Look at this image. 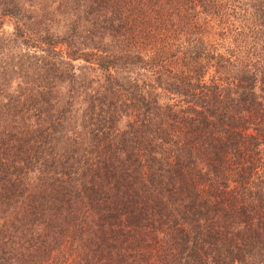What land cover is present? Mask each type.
Segmentation results:
<instances>
[{
	"label": "trees",
	"instance_id": "trees-1",
	"mask_svg": "<svg viewBox=\"0 0 264 264\" xmlns=\"http://www.w3.org/2000/svg\"><path fill=\"white\" fill-rule=\"evenodd\" d=\"M0 264H264V0H0Z\"/></svg>",
	"mask_w": 264,
	"mask_h": 264
},
{
	"label": "rangeland",
	"instance_id": "rangeland-1",
	"mask_svg": "<svg viewBox=\"0 0 264 264\" xmlns=\"http://www.w3.org/2000/svg\"><path fill=\"white\" fill-rule=\"evenodd\" d=\"M4 29H5L7 32H11V31H12L11 27L8 26V25H6V26L4 27Z\"/></svg>",
	"mask_w": 264,
	"mask_h": 264
}]
</instances>
